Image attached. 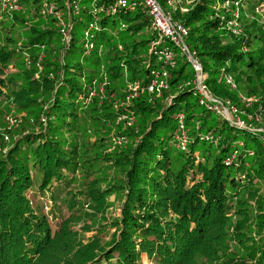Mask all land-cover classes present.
<instances>
[{
	"label": "trees",
	"instance_id": "obj_1",
	"mask_svg": "<svg viewBox=\"0 0 264 264\" xmlns=\"http://www.w3.org/2000/svg\"><path fill=\"white\" fill-rule=\"evenodd\" d=\"M44 1L57 9L66 2L20 0L11 17L0 11V117H20L0 121V264H141V254L151 264H264V155L255 130V115L264 123V22L255 11L264 0H178L174 8L158 0L187 28L184 42L211 95L253 113L240 112L242 126L199 104L185 58L159 96L146 91L156 64L146 47L157 34L143 11L106 15L114 0H82L65 45L59 21L41 13ZM91 20L93 45L79 41L76 57V27ZM102 71L105 95L88 101ZM136 80L138 96L119 106ZM242 96L257 100L246 106ZM180 116L184 149L175 138ZM105 201L120 202L112 227ZM94 207L96 232L78 239L72 224Z\"/></svg>",
	"mask_w": 264,
	"mask_h": 264
},
{
	"label": "built area",
	"instance_id": "obj_2",
	"mask_svg": "<svg viewBox=\"0 0 264 264\" xmlns=\"http://www.w3.org/2000/svg\"><path fill=\"white\" fill-rule=\"evenodd\" d=\"M82 0H66L65 4L61 8H56L52 3L44 1L41 7V13L48 15L53 14L59 21L58 29L62 37V42L67 45L71 41V31L73 28L72 22L68 19L70 15L78 16L82 8ZM178 0H166L168 7H175ZM19 9V0H0V11L4 13H12ZM101 7L96 6L92 9V13L96 14ZM139 9L148 16L149 28L157 33L156 37L151 41L150 51L155 56V68L151 69V80L146 86V91L151 95L159 96L162 90L167 86V79L169 77V70L176 66L177 60L185 58L187 62H191L193 66V77L191 83L194 85L195 92L198 96L199 104L204 106L207 110L215 112L223 119L233 121L236 125L242 126L243 121L240 120L236 114L235 107L231 106L229 101H221L216 97L211 96L208 87L203 82L204 73L201 63L195 53L184 42V37L187 36L188 30L179 21L174 20L170 12L165 11L158 0H114L110 6L105 9L106 15H111L118 10ZM185 10V9H183ZM237 17V13L235 16ZM233 26L234 32L238 33V24L235 20L230 22ZM96 22L94 20L86 22L81 32V37L84 40V46L91 48L93 40L96 34ZM120 48L121 45L118 44ZM29 64V60H27ZM102 82L93 87L88 96V101H91L93 97L101 99L105 95V87L108 85L106 75L102 71ZM226 81L231 83V78L227 77ZM232 84V83H231ZM233 85V84H232ZM234 86V85H233ZM140 88V82L134 81L129 86V93L125 96L124 100L117 101L119 106H127L131 98L138 96L137 91ZM255 97H242L241 102L244 105H250L253 101H256ZM126 118L127 124L131 125L133 117H128L122 114L118 119ZM15 122V121H14ZM13 123V122H12ZM258 132H262V141L264 145V129H255ZM176 139L180 141L179 148L184 149L185 142L187 140V129L182 122V116L179 117V127L176 130ZM7 139V137H5ZM115 140V138H114ZM121 140L118 138L119 141ZM115 141V142H116ZM242 146V144L240 145ZM252 154V152H250ZM234 154L227 158V163H230Z\"/></svg>",
	"mask_w": 264,
	"mask_h": 264
},
{
	"label": "rangeland",
	"instance_id": "obj_3",
	"mask_svg": "<svg viewBox=\"0 0 264 264\" xmlns=\"http://www.w3.org/2000/svg\"><path fill=\"white\" fill-rule=\"evenodd\" d=\"M190 1L191 0H187V4H189L190 3ZM181 5L180 4H178L176 7H180ZM179 8H177V10H178ZM256 12H257V15H258V17H259V20H258V23L259 24H262V21L264 22V6H261L260 8H256V10H255ZM176 13H178V14H181L182 12H181V10H178V12H176ZM176 13H175V15H176ZM8 17H11V15H9L8 14ZM117 20H119V21H121L122 20V18L120 17V16H117ZM180 21V20H179ZM83 22H85V20L83 21ZM113 22V19L112 18H110V20L108 21V23H107V26H109L111 23ZM181 22V21H180ZM237 24H238V29L241 31V28H240V26H239V24H240V22H236ZM84 24V23H83ZM83 24L81 25H78L77 27H76V29H77V36H76V38H77V42L75 43V46L73 47V54L74 55H76V57H77V50H78V48L80 47V43H79V41H82V38H81V29H82V27H83ZM228 27H230L231 28V31L233 32V33H235L234 32V28H233V26L232 25H230V24H228ZM117 28H120V26H118V24L116 23V30H117ZM262 29H264V26L262 27ZM236 34V33H235ZM2 41V40H1ZM187 42L189 43V40H187ZM150 44H151V42H148L147 43V47L146 48H148V50H147V52L149 51V49H150ZM9 67H13V66H11V65H9L8 66V68ZM184 72H185V74H189L190 76H191V74L193 73V66H192V63L191 62H187V64H186V66H185V70H184ZM203 82H204V80H203ZM211 96H213V95H211ZM213 97H215V96H213ZM243 97V96H242ZM216 98H218V97H216ZM219 100H221V101H223V102H225V101H229V103L231 104V106H233V107H235V109H236V114H237V116L240 114V112H241V114H243V115H249V116H251V118H252V115H253V113H247V112H245V111H240V108H239V106L235 103V102H233L231 99H229V98H224V99H220V98H218ZM236 104V105H235ZM256 117H257V119H259V121H258V123H259V129H264V123L263 122H260V115L259 114H257V115H255ZM259 117V118H258ZM3 118V119H2ZM10 118V123H12V122H14L16 119H19L20 117H18V118H14L13 116H9V115H6L5 117H0V121L1 120H3V121H1L2 123L4 122H6V121H8V119ZM249 122L251 123V121L249 120ZM5 126H3V125H1L0 124V128H4ZM1 131H3V130H1ZM254 132V131H253ZM115 138V140H114V143L116 144V145H120V144H122V140H119V141H116V140H118V138H117V136H115L114 137ZM260 140H261V147H262V149H263V155H264V145H263V141H262V138L260 137ZM116 141V142H115ZM112 150V149H111ZM109 200L111 201V200H113V197H110L109 198ZM106 203L105 204H107V206H106V211H107V213L109 214V215H111L110 217H109V219H108V223H109V225H110V227H112L113 225H112V222L115 220V218H118L117 216H119V214H120V211H119V205H120V202L119 201H117V204L116 205H111V203L110 202H108V201H105ZM111 205V206H110ZM109 206V207H108ZM108 207V208H107ZM92 210H93V212H90L88 215H86V217H85V219H83V220H80V221H78V222H75V223H73L72 224V227H71V229L72 230H74L75 231V233H76V235H77V237H78V239H82V240H86V238L87 237H91V236H93L94 235V233L96 232V226H94L93 224H91V222H92V219H94V218H96V217H99V212L97 211V209H95V207L94 208H92ZM96 210V211H95ZM113 216H114V218H113ZM116 216V217H115ZM112 218V219H111ZM234 218V217H233ZM235 219V218H234ZM232 225V224H231ZM84 227H87L86 229H84ZM231 228V230H233L234 229V227L232 226V227H230ZM85 231H87V232H85ZM113 231H115V229L114 228H112L110 231H109V233H105V234H102L103 236H104V239H108L110 236H111V234H112V232ZM111 232V233H110ZM77 239V238H76ZM76 239H74V240H72V243L75 245V241H76ZM114 256L117 258V252H116V255L114 254ZM31 260H33V258L31 259ZM140 262H141V264H151L150 263V261L148 260V258L146 257V255L145 254H141V258H140ZM28 264V263H27Z\"/></svg>",
	"mask_w": 264,
	"mask_h": 264
},
{
	"label": "bare ground",
	"instance_id": "obj_4",
	"mask_svg": "<svg viewBox=\"0 0 264 264\" xmlns=\"http://www.w3.org/2000/svg\"><path fill=\"white\" fill-rule=\"evenodd\" d=\"M19 9H20V0H19ZM19 9H18V10H19ZM18 10H16V11H18ZM115 13H116V12H115ZM115 13H114V14H115ZM8 14H9V13H8ZM156 34H157V33H156ZM172 69H173V68H172ZM170 70H171V69H170ZM170 70H169V73H170Z\"/></svg>",
	"mask_w": 264,
	"mask_h": 264
}]
</instances>
